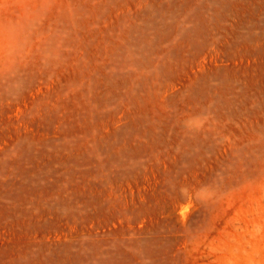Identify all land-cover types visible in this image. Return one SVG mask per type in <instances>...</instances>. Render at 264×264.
<instances>
[{"label": "rangeland", "instance_id": "rangeland-1", "mask_svg": "<svg viewBox=\"0 0 264 264\" xmlns=\"http://www.w3.org/2000/svg\"><path fill=\"white\" fill-rule=\"evenodd\" d=\"M0 264H264V0H0Z\"/></svg>", "mask_w": 264, "mask_h": 264}]
</instances>
